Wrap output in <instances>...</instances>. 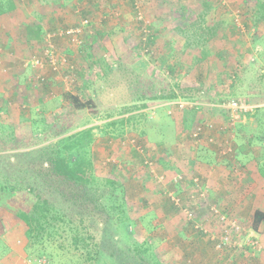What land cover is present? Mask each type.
Wrapping results in <instances>:
<instances>
[{"label": "trees", "instance_id": "trees-1", "mask_svg": "<svg viewBox=\"0 0 264 264\" xmlns=\"http://www.w3.org/2000/svg\"><path fill=\"white\" fill-rule=\"evenodd\" d=\"M130 1L132 9L137 15V1ZM218 1L193 0L196 4L193 9L195 18L187 21L183 17L187 28L180 30L182 39L185 38L184 43L187 48L202 47L204 50L207 42L217 35L218 25H220L215 14L219 5ZM124 4L118 3V6L122 8ZM44 6H50L49 0H32V18L25 22L24 29L21 30L25 46L29 49L39 48L44 43L46 33L63 29L58 23L61 21L59 19L50 26L45 24L46 21L43 18L45 11L42 10ZM176 7H180L179 10L183 16L187 12V5L185 7L176 5ZM15 12L16 6L13 0H0V17L3 15H7L9 18L17 17ZM105 14L109 18L112 12ZM80 15V19L90 22L94 12L87 7L81 11ZM23 16L26 15L24 13L19 15L17 23L19 21V24L22 23ZM253 16H256L255 23L264 22V0H259ZM158 17L156 14L151 15L150 21L147 22L144 19L139 20L137 16L138 23L133 24L130 29L128 24L121 21L117 30L121 32L124 42L131 38V42L136 45L151 47L156 44L158 38L165 37L164 28L161 27L163 26V17L161 18L160 15ZM213 17L214 23L211 22ZM90 23H87V27ZM101 23L102 26H106L108 21ZM108 24L110 25V22ZM188 29L190 33L186 32ZM112 33H115V28ZM177 41H179L177 46L180 47V38ZM81 44L77 51L82 53L85 59L87 58L86 73L88 74L90 71L94 73L89 74L92 76L91 79L84 73L77 75L76 79L74 78L75 92H66L61 102L62 108H66L71 113L61 121L56 120L54 123L51 122L52 124L49 123L43 111H39L38 117L33 120L31 112L36 107L34 103L37 102H34L33 99L30 101L29 93L18 88L13 89L10 80H6L7 85L3 86L6 90L4 95L8 98L3 100V95L0 94V111L4 112L0 115V212H10L14 218L24 224L27 240L25 253L28 261L33 264H41L42 260H46L48 264H55L54 259L62 257L68 264H168L167 262L172 259V252L155 246L156 238L161 233L162 239L173 240L176 246L183 249L188 246L193 257L189 258L190 262H194L196 259L201 262L202 258L198 255H206V252L216 254L210 264H221L220 261H226L225 264L227 261L233 262L229 257L230 254L241 252V248L220 245L216 249L215 243H218V240L212 239L210 232H204L199 227L201 213L195 215L192 212L193 218L192 216L186 217L184 212L176 207L172 197L166 194L168 192L164 193L160 184L153 183L152 178L155 175L151 172V167L147 166L146 160H150L151 166L157 168L162 158L160 153L155 150L157 146H161L160 143H149L144 134H138V139L133 138V143L121 144V148L128 149L126 155L119 154L121 166L115 165L111 169L113 172L98 182L94 176L93 157L90 155L93 152L89 150V145L93 143L94 128L89 127L73 133L76 131L77 124L85 123V119L83 120L86 116L85 111H93V118H104L103 120L109 121V126L123 129L124 124L134 118L131 114L137 110H147L178 100L205 101L207 93L202 88L187 89L181 88L178 84L169 86L159 77L152 78V72L144 76L137 75L128 65L125 69H121V64L118 66V63L122 57L118 52L114 63H108L104 54L99 55L97 61L91 60L92 55L88 48L91 42L86 40ZM177 49L173 50L178 53ZM202 56L194 60L195 64L204 61V54ZM116 61L118 62L116 63ZM176 62H180V60L177 59ZM235 62H238V59L230 58L224 65L218 58L220 70L217 74H213L211 85H219V81L222 82L221 78L236 79L237 73L233 68ZM165 68L167 73L173 76L177 72L178 64L175 62L167 64ZM21 71H23L22 74H26L23 68ZM260 71L258 76L261 80L264 77V67H261ZM118 74L124 79L118 80L116 78ZM128 76H131V79L126 82ZM193 76L195 79V74ZM21 77L25 82L27 76L24 75H13L12 80L16 84L22 83L20 82ZM99 77L101 84L98 85L97 90H93ZM42 81H44L43 92L48 96L51 95V85L46 80L42 79ZM50 81L52 82V80ZM253 89L260 92L256 94L257 96L264 95V86L261 88L258 85ZM253 89L250 91L254 92ZM83 91L90 92V96L85 100L80 95ZM20 92L23 94L20 95ZM18 97L21 105L25 107H21L22 112L13 117L7 108L14 105L7 106V103H14ZM261 98L263 99V97ZM129 105H135V107L127 108ZM115 106L117 107L115 108ZM100 108L105 110L103 116L102 113L97 114ZM214 111H218L216 115L219 118L225 114L224 111L215 108ZM73 112L74 114H72ZM220 112L222 114H219ZM247 115L253 119L255 124L252 126L251 123L245 122L235 125V130L233 128L235 151H231L230 154H219L221 150L226 149V146L222 145V139L231 140L227 133L230 129L222 132L220 139L215 140L212 144L195 141L191 135L195 126L190 133L182 138L177 134H174V138L189 143L191 153L188 156L198 164L204 161L209 168L208 155L213 154L211 166L213 164L222 166L218 163H223L224 171H227L230 170L227 165L230 166V163L236 161L238 164L236 169L246 171L245 174L248 175L250 168L247 166L255 163L258 174L264 178V108L255 109L253 113ZM115 116H117V120L114 119ZM136 117L139 116L136 115ZM170 118L176 119L175 116ZM15 126L20 129L24 127L26 132H19ZM122 131L115 137L124 135ZM67 133L71 134L66 135ZM178 137L180 138L178 139ZM121 139L125 140L126 136H122ZM48 142L50 143L42 145ZM36 145L38 148L32 149ZM19 150L26 151L20 153ZM15 151L17 153H10ZM7 152L9 154H4ZM146 154H150V156L146 157ZM215 156L223 162H218ZM202 173H200L201 176ZM172 174L174 177H178L182 172L175 170ZM160 175L163 174L160 173ZM144 176H149L151 179L141 186L144 194L134 203V210H132L133 208L130 209V203L127 201L126 184L132 181L137 184ZM191 183L195 186H202L201 188L204 190L202 181L199 184ZM172 184L174 185L173 181ZM155 197L158 200L166 197L164 210L159 212L151 206ZM249 212L247 217L250 221L249 229L258 232L264 223V211L255 208ZM204 214L207 217L210 215L209 218L215 220L216 216L210 211V206H206ZM238 223L239 227L240 225L244 226V219L239 220ZM162 239L158 241L162 242ZM0 244H2L1 241ZM246 251L248 253L244 257L245 264H257L254 254H251L252 248L246 245ZM220 256H222V260H220ZM200 264L206 263L201 262ZM207 264L209 263L207 262Z\"/></svg>", "mask_w": 264, "mask_h": 264}, {"label": "rangeland", "instance_id": "rangeland-1", "mask_svg": "<svg viewBox=\"0 0 264 264\" xmlns=\"http://www.w3.org/2000/svg\"><path fill=\"white\" fill-rule=\"evenodd\" d=\"M136 1L139 8L138 12H142V19L148 22L151 15L156 14V17L159 18L158 15L162 14L165 20L163 21L165 28L169 27L172 29L168 33L164 32L165 37L158 38L155 42L156 44L151 47L136 45V43L131 42V38L127 42H124L121 32L117 30L120 27L121 21L124 24H128L129 29L133 27V24L138 23L136 12L132 9V2L130 0H49L50 6L42 8L45 11L43 15L46 21L45 24L50 26L54 24L55 20L59 19L61 21L58 23L63 29L53 33H46L44 43L39 48L29 49L25 46L21 30L24 29L25 22L30 21L32 18V0H13L16 6L15 14L17 17L11 16L9 18L7 15L0 17V94L3 95L2 99L8 98V96L4 95L6 90L3 86L7 85L6 80H10L13 89L18 88L23 92L29 93L30 101L35 100L34 102H37L34 103L36 107L31 112L33 120L38 117L39 111H43L49 123H54L56 120L61 121L62 118L71 113V111H67L66 108L63 109L61 106L64 94L66 92H75L74 78L76 79L77 75L81 73L87 74V58L85 59L83 54L77 51L81 47L82 41L85 42L86 40L91 42L88 47L92 55L91 60L95 59L97 61L98 56L104 54L108 63H114L118 52L121 53L122 57L118 63V66L121 64V69H125L128 65L140 76L148 73L151 74L152 72V78L159 77L169 86L178 84L181 88H202L207 93L205 101L188 102L182 100L187 105L182 110L176 108V111L173 108V103L176 101L167 102L162 104V106L158 105L160 107L155 106L156 108L137 110V112L131 114L134 118L130 122L125 123L123 129L117 126H109V121L103 120L104 118H93V111H85L86 116L83 118V120L85 119V123L81 124L80 122L79 125L77 124L76 131H73V133L89 127L94 128L92 132L93 143L89 145V150L93 152L90 155L93 157V171L95 170L94 176L98 182L105 179V176H109V173L113 172L111 169L115 165L121 166L119 154L126 155L128 149L124 150V147L121 148L120 145L131 141L127 137L122 141V136L138 139V134H144L149 143H160L161 146H157L155 150L160 153L159 155L162 158L161 163H159L160 165L158 164L157 168L152 167L151 161L146 160L147 166L151 167L150 170L155 175L152 178L153 183L160 184L164 193L168 192L166 194L176 200V207L181 209L186 217L192 216L193 218L192 212L195 215L201 213V221L198 223L199 227L204 232H210L209 234L212 239L218 240V243H215L216 249L220 245L241 248V252L238 251L230 254L229 257L233 262L227 261L226 264H245L244 257L248 253L246 245L252 248L254 253L251 251V254H254L255 262L257 264H264V223L258 232H254L249 229L250 221L247 219L250 214L249 211L255 208L264 211V178L258 174L257 165L252 163L250 166H247L250 168L248 175L245 174L247 173L246 171L236 169L238 165L236 161L232 164L230 163V166L227 165L230 170L223 171L225 167L223 163H218L222 166H216L215 164L211 166V156L213 154H209L208 161L210 167L208 168L207 163L205 164L204 161L198 164L190 159L188 156L191 153L190 145L187 141H179L174 138V134L180 135L182 138V136L190 133L193 126L199 123L211 122L215 127L226 126L230 120V112L223 110L222 106L230 100H237L238 102L252 106L253 109L240 116V119L233 127L227 126L230 129L227 133H229L231 140L225 141L222 139V145H225L226 149L221 150L219 154H222V151H228L226 154L235 151L233 128L235 130L236 124H244L245 122L251 123L252 126L255 124L253 119L247 114L253 113L255 109L264 108V95L261 96L263 97L262 99L260 94L259 96L256 95L260 92L255 90L256 88L253 89L258 85L261 88L264 86V77L260 80L258 76L261 73V67H264V22L255 23L256 16H253L259 0H219L215 14L220 25H218L217 35L207 42L204 50L202 47L196 49L187 48L184 43L185 38L182 39L180 31L187 28V24L182 19L183 17L187 21L195 18L193 9H195L196 4H194L193 0H166L168 6L165 5L163 8L161 7L162 0H156L158 1L156 2L157 6L154 5L155 3H152V5L147 4V0ZM118 3L125 4L121 8L118 6ZM59 5L61 6L58 7ZM176 5H183L184 7L187 5V12L184 16L179 10L180 7H176ZM87 7L91 8L92 12H94L92 21H90L91 23L87 20L88 24L90 23L88 27L83 24L86 20L80 19L81 11H84ZM109 12H112V14L107 18L105 13ZM21 13H24L26 16H23L24 19L19 24L20 21L17 23V20ZM106 20L108 23L110 22V25L107 23L106 26H102L101 22ZM214 21L213 17L211 22L214 23ZM177 26L180 28L179 30L176 28ZM111 28L112 30L115 28L114 34H111ZM189 29L186 32L190 33ZM68 30H77L78 32L67 35L66 32ZM47 36H53L52 39H48L49 42L46 41ZM178 38H180L181 44L183 43L181 47L177 46ZM167 42H171L169 48L166 46ZM174 48H178L176 51L179 55L173 50ZM49 49H51V52L47 51ZM202 54H204V61L195 64L194 60L203 57ZM50 56L54 62L53 65L49 61ZM218 58H220V61L224 65H226V62L230 58L238 59V62L233 64V68L237 73L236 79L233 80L231 78V80H228L221 78L222 82L219 81V85L214 84L212 86L210 82L213 79V74H217L220 70ZM38 59L42 63L35 65V60ZM177 59L180 62H176ZM174 62L178 64V68L176 74L171 76V74L167 73L165 67L167 64H173ZM22 68L26 71V74H22ZM90 73L94 72L90 71L87 74L89 79L92 78L89 75ZM194 74L196 77L198 76L197 79L196 77L194 79ZM13 75H24L27 78L24 82L23 77H21L20 82L22 83L16 84L12 80ZM97 77H95L96 80ZM116 78L118 80L120 78L124 79L119 74ZM42 79L51 85V95L49 96L43 92L44 81ZM129 79H131V76H128L125 81L127 82ZM50 80L52 82L54 80V82L52 83ZM98 80L93 90L99 88L98 85L101 84L100 77ZM251 89L255 91L251 92ZM127 93L131 95L130 92L127 91ZM21 94L23 93L20 92ZM15 95L18 94L15 93ZM80 95L85 100L90 96V92L83 91ZM259 99L261 100L259 101ZM19 100L20 98L18 97L14 103H7V106L14 105L11 108H7L13 117L18 116L22 112L21 107H25L21 105ZM248 102L256 104L253 105ZM164 105L168 107V110L164 109ZM133 107L135 105H129L127 108ZM214 108L224 111V116L219 118L216 115L218 111L215 112ZM104 111L103 108H100L97 114L102 113L101 115L103 116ZM193 112L195 114H192ZM3 113V111H0V115ZM219 114L222 113L220 112ZM50 115L57 117L54 118ZM136 115L139 117H136ZM174 116L176 119L170 118ZM125 117L127 118L128 114ZM114 119L117 120V116ZM21 128L15 126V129L19 132H26L24 127ZM121 131L124 135L115 137ZM70 134L67 133L66 135ZM211 134L214 137L212 143L221 137V133H218V131ZM200 142L212 144L205 138H201ZM37 148L38 146L36 145L32 149ZM25 151L19 150L18 152ZM147 155L150 156V154H146V157ZM215 159L218 162H223L219 161L216 156ZM216 168L220 170L216 171ZM175 170L182 172L176 182L174 181L176 176L174 177L172 174ZM221 170L222 175L219 172ZM208 171H215L217 178L215 177L214 180L201 176V172ZM160 173L163 175H160ZM150 179L149 176H144L140 178L137 184L133 181L126 184L127 201L130 203V209L133 208L132 210H134V203L144 194L141 186L144 183H148ZM200 180L204 183V190H202V186H195L191 183L196 182L199 184ZM212 182L215 183L214 186ZM154 199L151 206L159 212L164 210L166 197L160 200L156 197ZM206 206H210V211L216 216L215 220L214 218L213 220L210 219V215L207 214L209 216L207 217L204 214ZM131 213L133 212L131 211ZM241 219H244L245 223L244 226L240 225L239 227L238 221ZM220 231L221 234H219ZM154 236L156 238V235ZM162 238L163 236L160 233L159 237L156 238L155 246L172 252V259L169 262L166 261L168 264H200L201 262H205L206 264L208 262L210 264L216 256L214 252H206V255H198V257L202 258L201 262L197 259L194 262H190L189 258L193 257L188 246V248L185 247L183 249L180 246H176L173 240ZM159 239L163 241L159 242ZM0 241L2 242L0 244V264H33L28 261L25 253V246L27 244L25 232L21 231L19 220L14 218L10 212H0ZM63 259L62 257L54 259V262L55 264H68ZM220 260H222V256H220ZM220 262H222L221 264H225L226 261ZM41 264H48V262L42 260Z\"/></svg>", "mask_w": 264, "mask_h": 264}, {"label": "built area", "instance_id": "built-area-1", "mask_svg": "<svg viewBox=\"0 0 264 264\" xmlns=\"http://www.w3.org/2000/svg\"><path fill=\"white\" fill-rule=\"evenodd\" d=\"M138 8V6H137ZM139 10V8H138ZM141 12V11H140ZM137 12V16H138V19H142V12ZM87 21H84L83 24L84 25H87ZM75 32H78L77 30H68L66 32L67 35H71V34H74ZM53 36H47L46 38V41H48V39H52ZM47 51H50L51 52V49L47 50ZM49 61L50 63L53 65L54 62L52 61V57L50 56L49 57ZM34 62V61H32ZM31 62V63H32ZM42 62L38 59V60H35V65H38V64H41ZM173 108L175 109L176 111V108L177 109H180L182 110L186 105L187 103L183 102V101H176L173 103ZM222 109L224 110H227L228 112H230V120L229 122L221 127H218L211 123V122H205V123H199L195 126V128L193 129V131L191 132V135L192 137L195 139L196 142H199V140L201 138H205L207 139V141L209 143H212L213 142V135L211 133L215 132V131H218V133H222L224 131H227L228 130V127H233V125L240 119V116L246 114L248 111H250L251 109H253L252 106H249V105H246L242 102H238V101H235V100H230L228 101L226 104H224L222 106ZM228 126V127H227ZM217 128H219L217 130ZM133 140V139H132ZM129 141V143H133V141ZM226 152L228 151H222V154H226ZM177 178L176 177L174 179V181L176 182L177 181ZM180 178V177H179ZM172 200L176 203V200H174V198H172Z\"/></svg>", "mask_w": 264, "mask_h": 264}, {"label": "crops", "instance_id": "crops-1", "mask_svg": "<svg viewBox=\"0 0 264 264\" xmlns=\"http://www.w3.org/2000/svg\"><path fill=\"white\" fill-rule=\"evenodd\" d=\"M156 2H158V1H156V0H147L146 3L149 4V5H150V4L152 5V3H155L154 5H156V4H157ZM165 5L168 6L166 0H162V1H161V7L163 8V6H165ZM156 6H157V5H156ZM162 11H163V10H162ZM153 13H154V12H153ZM159 15H160L161 18H162V14H159ZM6 18H7V17H6ZM162 20L165 21L163 18H162ZM11 27H12V26H11ZM161 27L164 28L163 33H164V32H167V33H168V32H170V30H172V29L169 28V27H168V28H167V27L165 28L164 24H163V26H161ZM176 28H177L178 30L180 29L178 26H177ZM177 42H179V41H177ZM168 43H169V45H168ZM180 44H181V40H180ZM182 44H183V43H182ZM182 44L180 45V47L183 46ZM170 45H171V42H167V45H166V46H167L168 48H169ZM160 106H162V105H160ZM160 106H156V107H160ZM165 106H166V105H164V109H167V110H168V107L166 106V108H165ZM156 107H152V108H156ZM165 115H166V114H165ZM126 137H127L128 140H132V139H133V138H129L128 136H126ZM123 144H124V143H123ZM123 144H122V145H123ZM124 145H125V144H124ZM218 169H219V168H216V171H217ZM219 170H220V169H219ZM223 171H224V170H223ZM219 172H221V175H222V170L219 171ZM215 174H216L215 171H208V172H203V173H202V176H203V177H209V179L212 178V179L215 180V177L217 178V176H216ZM205 179H206V178H205ZM212 185L214 186L215 183L212 182ZM23 225H24L23 223H20V222H19V228L21 229V231H24V232H25V228H24Z\"/></svg>", "mask_w": 264, "mask_h": 264}]
</instances>
